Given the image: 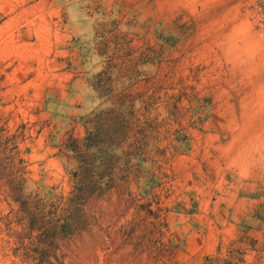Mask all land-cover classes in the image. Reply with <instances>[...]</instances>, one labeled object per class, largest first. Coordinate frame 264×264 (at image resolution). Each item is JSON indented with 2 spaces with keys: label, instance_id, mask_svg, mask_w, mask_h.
<instances>
[{
  "label": "rangeland",
  "instance_id": "rangeland-1",
  "mask_svg": "<svg viewBox=\"0 0 264 264\" xmlns=\"http://www.w3.org/2000/svg\"><path fill=\"white\" fill-rule=\"evenodd\" d=\"M0 264H264V0H0Z\"/></svg>",
  "mask_w": 264,
  "mask_h": 264
},
{
  "label": "trees",
  "instance_id": "trees-1",
  "mask_svg": "<svg viewBox=\"0 0 264 264\" xmlns=\"http://www.w3.org/2000/svg\"><path fill=\"white\" fill-rule=\"evenodd\" d=\"M101 118L97 117V121H100ZM94 133H92L93 135ZM99 134H100V129L97 130L96 132V135L93 136V137H90V133L88 134V136L82 138V139H77V140H73L72 141V145H70V150L71 152H74V153H80L82 154V157L81 158H84V153L85 151L87 150H90V149H93V148H98L99 147V144L97 138L99 137ZM86 181H84L83 179H80L79 181H76V187H75V191L76 193L79 192V191H83L85 190V185ZM95 185H98L99 182H96L94 183ZM73 194V192H72ZM73 201V199H72Z\"/></svg>",
  "mask_w": 264,
  "mask_h": 264
}]
</instances>
